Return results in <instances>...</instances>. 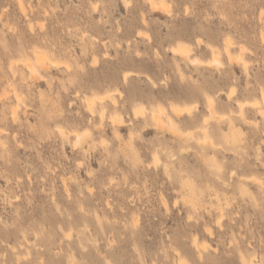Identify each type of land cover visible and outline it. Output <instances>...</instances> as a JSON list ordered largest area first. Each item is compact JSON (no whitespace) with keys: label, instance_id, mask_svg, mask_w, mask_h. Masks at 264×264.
I'll use <instances>...</instances> for the list:
<instances>
[{"label":"rangeland","instance_id":"1","mask_svg":"<svg viewBox=\"0 0 264 264\" xmlns=\"http://www.w3.org/2000/svg\"><path fill=\"white\" fill-rule=\"evenodd\" d=\"M152 1L0 0V264H264V0Z\"/></svg>","mask_w":264,"mask_h":264},{"label":"bare ground","instance_id":"2","mask_svg":"<svg viewBox=\"0 0 264 264\" xmlns=\"http://www.w3.org/2000/svg\"><path fill=\"white\" fill-rule=\"evenodd\" d=\"M152 3L153 4H155L156 2L153 0L152 1ZM159 5H163L164 7H165V0L162 2L161 1V4H159ZM228 43H230V41L228 42ZM214 48V47H213ZM189 49L190 48H188V47H186V46H178V47H176V48H174V53H182V54H184L185 56H187L188 58H190V56H189ZM214 50V49H213ZM242 51V50H241ZM36 53V57H37V64H40V65H42V64H44V62L46 61V60H48L49 58V56H47V54H45L44 52H35ZM214 53V52H213ZM217 53V52H216ZM213 55H215V54H213ZM219 55V54H218ZM214 57V56H213ZM230 58H231V56H230ZM30 59V58H29ZM29 59H26V60H23L24 61V63H23V61H22V63L23 64H25L28 68H29V70L33 73V75H32V77L34 76V74H37L38 73V69L36 68V66H34L33 64H31L30 63V61H31V59H30V61H29ZM36 59V58H35ZM242 59V58H241ZM213 60H215L214 62L215 63H217V64H220V60L219 59H217L216 57H214L213 58ZM52 64H55V65H58L56 62L57 61H53L52 60ZM191 62L193 63V64H198V60L197 59H195V60H191ZM50 66V65H49ZM11 67H12V65H11ZM41 67V66H40ZM56 67V66H55ZM11 69H13V67L11 68ZM29 71V72H30ZM15 73V72H14ZM30 76H31V73H30ZM36 76V75H35ZM37 77V76H36ZM45 78V77H44ZM264 92V91H263ZM233 94V93H232ZM263 95V94H262ZM263 97H264V95H263ZM18 98V96L16 97V99ZM210 98H208V105H209V108H211V114H216L215 113V110L213 109V107H214V102H213V100L211 99V100H209ZM99 100H103V98H101V99H99ZM87 102H88V107H89V109H90V111L89 112H91L92 114H93V112L95 111V109H94V104H96L95 102H96V99L95 98H91V99H87L86 100ZM116 103V102H115ZM239 103V102H238ZM17 104V103H16ZM241 105V104H240ZM242 106H244V105H242ZM174 107V106H173ZM15 109H17V107L15 108ZM173 109V108H172ZM184 109H185V106H184ZM184 109H183V107H181V106H175L174 107V112H176V114H178L177 116H179V114L181 113L182 114V112L184 111ZM187 109V108H186ZM191 109V108H190ZM240 110H242V109H240ZM16 111V110H15ZM103 111V110H102ZM166 111V110H165ZM187 111V110H186ZM190 111V110H189ZM12 112H13V110H12ZM140 112H143L144 113V109H140V110H137L136 111V113H140ZM242 112V111H241ZM261 112V111H260ZM263 113V112H262ZM16 113H14L13 115H15ZM164 108H158L157 110H153L152 111V121L154 122V126L155 125H157V126H161V127H163L164 126V120H163V116H164ZM115 115V114H114ZM117 115V114H116ZM211 116H213V115H211ZM167 118V117H166ZM170 118V117H169ZM116 119V117H114V120ZM117 119H118V116H117ZM121 119V118H120ZM171 119V118H170ZM205 120V119H204ZM112 121H113V119H112ZM116 121H118V120H116ZM167 121V120H166ZM114 122V121H113ZM115 123H117V122H115ZM166 123V122H165ZM168 126H169V129L171 128V129H175L176 131H177V133H178V129H177V126H176V122L175 121H173V119L172 120H169L168 122ZM114 124V123H113ZM118 124V123H117ZM117 128V127H116ZM201 129V128H200ZM172 131H174V130H172ZM203 131V130H202ZM63 133V132H62ZM203 133H205V135H206V128H204V132ZM65 135V134H64ZM75 136H76V134H75ZM85 136V135H84ZM84 136H81V134L79 135H77V140L80 142V140L82 139H84L83 137ZM206 137H208V136H206ZM189 138H192V136L191 135H188L187 136V139H189ZM207 140V139H206ZM157 155V154H156ZM155 155V156H156ZM156 159H158L157 158V156H156ZM158 162H159V159H158ZM196 241V240H195ZM206 244V243H205ZM203 245V244H202ZM206 246H207V244H206ZM205 247V246H204ZM251 264H258L255 260H252L251 261Z\"/></svg>","mask_w":264,"mask_h":264}]
</instances>
